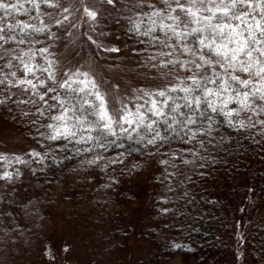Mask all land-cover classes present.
I'll list each match as a JSON object with an SVG mask.
<instances>
[{
  "label": "rangeland",
  "instance_id": "rangeland-1",
  "mask_svg": "<svg viewBox=\"0 0 264 264\" xmlns=\"http://www.w3.org/2000/svg\"><path fill=\"white\" fill-rule=\"evenodd\" d=\"M143 3L156 4L157 0ZM59 5L49 7L41 3L39 9L40 18L55 35L46 30L43 35L33 33L30 37L32 49L36 47L33 39L37 35L45 38L40 49L48 48L45 56L55 62V76L64 80L67 79L64 73L88 72L102 90L122 95L133 110L135 103H142L135 99L136 90H153L165 83L160 73L168 69L152 65L168 59L157 54L169 49L157 43V47L151 46L154 43L151 37L133 30V21L150 11L147 6L141 7L139 0H114L113 4L104 0H59ZM25 7L31 9L32 5L25 3ZM64 7L69 8L68 13L63 12ZM85 7L97 12L95 20L85 13ZM65 15L68 20L63 24L50 23V17L63 19ZM36 16V10L32 9L28 15L14 14V19L40 26V21L33 19ZM12 19L8 18L9 22ZM154 35L163 38L159 31ZM8 45L4 48L9 49ZM108 48L119 51H106ZM33 52L34 62L47 66L40 52ZM145 53L157 59L146 61ZM7 54L0 49V55ZM16 70L4 71L13 83L15 78L10 73ZM23 75L17 72L18 77ZM10 87L13 94L30 99L31 88ZM59 96H66L64 89ZM108 99L111 102V96ZM60 111L58 105L54 116ZM194 115L197 123L193 125L177 124L175 130L166 129L162 122L155 126L163 137L185 135L189 147L136 163L106 152L103 143L96 139L78 143V133L75 138H68L77 143L76 160L51 176L41 173L52 157L39 148L36 138L26 137L19 128L0 122V264H199L200 256L184 252L187 244L182 245V250L173 249L182 239H192V230L180 222L181 212L195 206L188 194L189 177L210 156L205 153V148L208 149L203 143L205 139L210 145L216 141L209 136L199 137L203 132L198 125L205 124L211 114ZM249 116L251 123L259 120L249 112H242L233 120L247 122ZM56 123L51 119L50 124ZM49 130L48 136L52 134ZM131 132L129 129L122 134L117 130V135ZM136 132L145 139L155 135L143 128ZM95 133L91 135L97 137ZM5 173L10 177L5 178ZM193 232L197 233L194 229ZM204 236L210 237L209 234L200 237ZM240 243V238L233 234L226 253L227 263L249 264Z\"/></svg>",
  "mask_w": 264,
  "mask_h": 264
},
{
  "label": "snow or ice",
  "instance_id": "snow-or-ice-1",
  "mask_svg": "<svg viewBox=\"0 0 264 264\" xmlns=\"http://www.w3.org/2000/svg\"><path fill=\"white\" fill-rule=\"evenodd\" d=\"M104 2L113 4L114 0ZM25 3H30L32 8H26ZM41 3L49 7L60 6L59 0H0V49L5 54L9 53V49L4 45L9 42L24 44L25 36L31 37L33 33H44L46 30L55 35L51 33L49 24L40 18ZM139 4L147 6L150 11L133 21V30L151 37L152 42L169 51L158 52L159 57L168 59H162L159 65H152L168 69L160 73L165 83L153 90H136L138 95L135 99L142 103H135L134 110L125 103L122 95L118 97L107 89L102 90L88 72L77 70L71 74L64 73L67 79L57 81L55 62L45 56L48 48L39 50L47 66L34 62L36 56L31 49L10 56L4 67L11 69L12 60L19 61L17 70L10 73L15 83L8 78L9 74H4L0 84L7 82L10 86H26L25 90L31 88L42 101L49 92H56L57 87L65 90L63 98L59 95L50 97L61 111L52 117L57 123L48 125L52 130L49 139L75 138L79 133L77 142L86 143L93 139L106 140L108 136L119 138L117 130L123 134L129 129L139 131L143 128L146 132L155 133L148 140V143L154 144L157 139H164L155 127L161 122L166 129L175 130L174 125L177 124H196L194 114L206 117L209 111L224 116L229 125H233V117L240 116L242 112L255 116L264 114V0H157L156 4L147 5L139 0ZM32 9L37 12L33 19H38L40 26L14 19V14L22 12L28 15ZM84 11L91 19H96V11L88 7ZM63 12L68 13L69 8L64 7ZM8 18L13 19L9 22ZM66 20L67 15L55 20L50 17V23L56 25ZM157 31L163 33V38L154 35ZM105 50L119 51L117 48ZM2 59L4 56L0 55ZM151 59L155 60L157 56ZM178 69L184 74L181 75ZM18 71L24 74L23 78L17 76ZM37 73L47 75L41 79ZM49 81L56 87H49ZM39 86L46 88L43 94L38 92ZM52 107L55 105H48L49 109ZM181 117L184 119L181 120ZM207 118L211 122V117ZM256 123L264 125V120ZM239 126L245 127L244 120L239 121ZM248 126H255L251 123V116ZM92 132H99L100 136L93 137ZM192 135L194 137L195 132ZM128 138L131 139L130 134ZM4 175L5 178L10 177L9 173ZM182 248V245H173V249Z\"/></svg>",
  "mask_w": 264,
  "mask_h": 264
},
{
  "label": "trees",
  "instance_id": "trees-1",
  "mask_svg": "<svg viewBox=\"0 0 264 264\" xmlns=\"http://www.w3.org/2000/svg\"><path fill=\"white\" fill-rule=\"evenodd\" d=\"M16 35L19 39V31ZM42 35L33 39L36 41L34 49L32 38L28 36L24 37V44L9 42V53L0 60V79L4 78V71L9 69L4 65L11 55H20L29 49L39 52L40 47L45 45ZM153 44L151 46L157 47L156 43ZM144 58L153 62L148 53H145ZM12 64L16 68L19 61L12 60ZM179 72L184 74L182 70ZM46 75L40 73L38 76L43 79ZM56 80L63 81L57 76ZM48 86L56 87L52 81L48 82ZM45 91L46 88L38 87L39 93ZM61 92L62 88L57 87L56 92H49L42 101L31 90L30 99H25L23 95L13 94L7 82L0 84V122L19 128L26 137L36 138L40 143L39 148L52 157L41 172L47 176L56 175L59 169L73 163L78 155L76 141L48 138V125L58 109L57 102L50 97ZM48 105L55 107L49 109ZM208 114H211V122L207 118L205 124L198 125L203 132L199 137L209 136L216 138V141L210 145L205 139L203 143L208 147L205 153L208 152L210 156L189 177L188 194L195 201V206L181 212L180 222L192 230V239H182L178 244H187L184 252L200 256L199 264H229L226 253L231 237L235 234L246 251L243 253L244 259L249 264H264V125L256 123V120L252 123L255 126H248L247 121L245 127L241 128L239 123H225L222 115L217 116L210 111ZM257 118L264 120V115ZM129 134L131 139L128 138ZM129 134L119 138L108 136L106 140L101 138L98 141L103 143L106 152L132 159L133 163L150 156L163 157L171 151L189 147L190 143L189 138L182 134L164 136L163 140L157 139L154 144L148 143L149 139H141L136 131ZM96 135L100 136V133L96 132ZM201 234H209L210 237L201 238Z\"/></svg>",
  "mask_w": 264,
  "mask_h": 264
}]
</instances>
